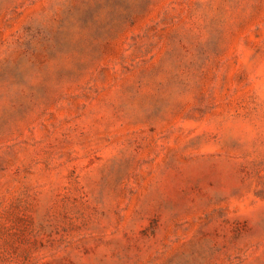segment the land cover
<instances>
[{
	"label": "rangeland",
	"instance_id": "obj_1",
	"mask_svg": "<svg viewBox=\"0 0 264 264\" xmlns=\"http://www.w3.org/2000/svg\"><path fill=\"white\" fill-rule=\"evenodd\" d=\"M0 264H264V0H0Z\"/></svg>",
	"mask_w": 264,
	"mask_h": 264
}]
</instances>
